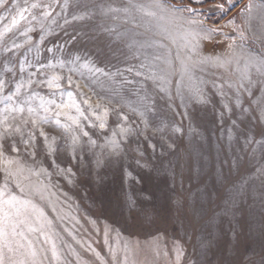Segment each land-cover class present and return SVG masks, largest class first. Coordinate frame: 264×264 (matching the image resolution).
<instances>
[{
	"label": "rangeland",
	"instance_id": "obj_1",
	"mask_svg": "<svg viewBox=\"0 0 264 264\" xmlns=\"http://www.w3.org/2000/svg\"><path fill=\"white\" fill-rule=\"evenodd\" d=\"M0 145L6 264H264V0H7Z\"/></svg>",
	"mask_w": 264,
	"mask_h": 264
},
{
	"label": "snow or ice",
	"instance_id": "obj_2",
	"mask_svg": "<svg viewBox=\"0 0 264 264\" xmlns=\"http://www.w3.org/2000/svg\"><path fill=\"white\" fill-rule=\"evenodd\" d=\"M197 2L198 3L203 2V0H197ZM228 2H229V4H231L232 0H228ZM6 4H7V0H0V8L5 7ZM33 7H36V5H33ZM217 7L219 8L220 11L224 10L223 4H220ZM248 7L250 8L251 5H248ZM148 14L153 15V13H148ZM20 18L23 19V14H20ZM193 23H195V22H193ZM228 23L232 24V23H234V21H229ZM217 31H219V29H216V28L206 29L205 30L206 35H204V36H201L199 32L192 33L195 42L191 44L190 52L191 53H197L198 49L201 47L200 40L210 39L211 34L214 32H217ZM240 37H241V39H244V34L242 32L240 33ZM229 48H231V45H229ZM186 59L190 60L191 55L187 56ZM209 61L218 67H226L230 63V60L225 58L223 54H221L220 56H216V57L202 58L200 62L203 63V62H209ZM245 78H247V77H245ZM56 79H59V78L57 77ZM189 92L196 99L203 101L204 97H203L202 91L198 87L191 86L189 88ZM18 110L23 111V109H18ZM29 111H31V109H29ZM56 122H57V124L60 123L59 120H57ZM33 123H35V121H33ZM104 126L105 125L103 123L100 124L101 128H103ZM16 131H19V128H17ZM122 131L127 132L128 130L124 129ZM84 135L87 136L88 133L85 132ZM116 147H118V145H116ZM3 156H4L3 145H0V158H2ZM7 163L11 164V163H13V161L9 160V161H7ZM2 197H3V193L0 192V239H3V238L10 236V235H16V228H17L18 223H19L17 218L21 214L20 208L17 207V204H20V203H23L25 205L27 204V202L18 201L15 196H11L7 200H4ZM5 205L7 206V208H5ZM8 227L11 228V233H9L7 231ZM30 230L36 231L37 229H30ZM4 246L8 247L9 251H13V249L11 248L10 245L5 244ZM53 254L55 255V252H53ZM32 255L34 256L35 253L33 252ZM0 264H6V261L4 258L3 248H0ZM8 264H17V262L8 261ZM19 264H24V262H19Z\"/></svg>",
	"mask_w": 264,
	"mask_h": 264
}]
</instances>
